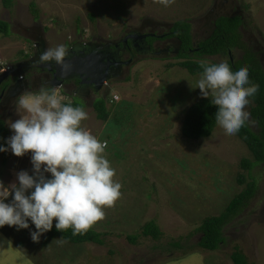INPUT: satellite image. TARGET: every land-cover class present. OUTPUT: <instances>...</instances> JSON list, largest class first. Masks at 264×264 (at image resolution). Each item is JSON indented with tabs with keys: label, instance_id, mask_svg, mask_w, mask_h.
Here are the masks:
<instances>
[{
	"label": "rangeland",
	"instance_id": "rangeland-1",
	"mask_svg": "<svg viewBox=\"0 0 264 264\" xmlns=\"http://www.w3.org/2000/svg\"><path fill=\"white\" fill-rule=\"evenodd\" d=\"M213 1L175 0L165 7L159 0H13L6 8L0 0V20L11 24L10 35H0V63L23 62L20 52L26 50L28 43L23 29L33 23L46 31L50 48L90 37L116 39L123 30L148 20L164 24L185 21L189 25L194 20L193 31L199 38L203 32L195 29V22L200 27ZM229 1L251 13L249 18L264 33V0ZM33 10H37V18ZM90 14L95 15L93 21ZM232 54L236 61L235 50ZM194 57L191 53L192 61L227 60ZM178 58L148 57L135 61L126 79L108 82L89 98L66 96L58 91L63 102L74 99L85 107L88 119L82 126L101 142L107 141L104 155L116 170L114 180L122 185L121 197L113 207L104 209L105 218L91 228L104 234L103 246L69 244L49 232L34 243L30 231H35V226L29 221V230L17 231L8 226L0 229V241H12V248L7 249L5 244V251H0V264H21L18 248L26 250L31 264H232L230 254L235 247L249 264H264L262 166L250 172L256 179L257 192L240 214L223 227L225 243L221 249H191L201 237L196 229L203 220L220 216L252 182L241 161L253 159L236 135L226 134L218 125L208 138L190 141L182 137L186 113L202 98L196 89L200 75H191L179 66L188 60L187 56L184 60ZM262 67L264 70L263 62ZM113 95L119 100H113ZM96 99L106 103V122L96 118L92 108ZM208 99L212 100V96ZM2 117L6 122L19 119L16 103ZM248 122L254 130L250 116ZM11 135L9 129L8 138ZM22 170L32 173L31 153L23 157L14 156L11 151L6 155L0 153V180L5 185L16 182V174ZM239 177H243L242 184ZM151 221L161 231L159 241L141 235L142 227ZM135 236L139 237L133 244L128 238ZM175 243L182 249L174 248Z\"/></svg>",
	"mask_w": 264,
	"mask_h": 264
},
{
	"label": "clouds",
	"instance_id": "clouds-1",
	"mask_svg": "<svg viewBox=\"0 0 264 264\" xmlns=\"http://www.w3.org/2000/svg\"><path fill=\"white\" fill-rule=\"evenodd\" d=\"M159 2L167 7L175 0ZM68 55L66 46L57 45L45 49L38 64L55 63L66 71ZM14 65L0 63V75ZM201 68L196 89L201 98L212 96L216 124L226 134L236 135L249 120L246 108L259 85L250 81L246 66L233 69L226 59L218 63L202 61ZM61 88L63 85H42L38 90L23 92L15 100L20 118L6 122L13 135L0 143V153L11 151L16 157L31 153L32 164V173L18 172L16 182L5 185L0 180V229L29 230L30 221L35 226V231H30L34 243L53 229L54 221L59 232L71 228L73 235L86 233L105 218L104 209L113 207L121 197L122 185L114 180L116 170L104 155L107 141L101 142L82 126L88 119L87 111L64 103ZM113 100H119L117 95ZM5 244L7 249L12 248L11 240L0 241V251H5ZM16 251L21 264H31L26 250Z\"/></svg>",
	"mask_w": 264,
	"mask_h": 264
},
{
	"label": "trees",
	"instance_id": "trees-1",
	"mask_svg": "<svg viewBox=\"0 0 264 264\" xmlns=\"http://www.w3.org/2000/svg\"><path fill=\"white\" fill-rule=\"evenodd\" d=\"M13 0H3V5L6 8H10ZM34 7V5H32ZM34 17H38L37 10H33ZM90 19L93 21L95 18L94 14H90ZM185 21L176 22L174 26L175 36L178 37L180 41L183 42L184 49L190 48L191 27ZM240 25L239 19H221L217 22V31L215 35L207 41L201 44V48L195 55L199 56H216L218 54H226L228 50H233L234 48L246 49L244 43H240L239 34L237 32L238 26ZM0 35L8 37L10 35L9 24L6 21L0 20ZM247 57L242 62L249 70V79L252 83L259 85L258 93L250 98L249 103V113L252 123L255 124L254 130L250 127L249 122L240 129L236 136L241 140L243 144L246 145L249 153L253 160L243 159L241 161V166L248 170V177L252 182L247 184V187L236 195L225 211L216 217H209L203 220L202 224L196 229L197 233L201 234L199 241L195 247L207 252H215L221 249L225 243V237L223 236V227L226 223L239 215L244 207L247 206L248 202L254 197L257 192L256 179L250 174L252 169L256 166H262L264 168V71L260 64L258 65V60L254 54L247 52ZM249 55V56H248ZM186 57V56H185ZM181 57V58H185ZM202 61H192L185 60L179 64L183 69H186L191 75H200L203 71L201 68ZM216 63V62H211ZM230 66L235 69L242 65L240 63ZM244 66V65H243ZM67 103V102H64ZM73 106L85 107L72 99L68 102ZM92 108L96 112L97 120L101 122H106L109 118V113L106 108V103L103 99H96L92 103ZM217 111L216 106L211 104L210 99H200L193 106H191L185 115V119L182 127V137L190 140L196 141L200 139H205L211 136L213 130L216 128L217 124L215 121V113ZM9 136V129L6 120L0 117V143L7 140ZM6 155V153H1ZM5 164V159L3 165ZM239 183H243V177H239ZM49 235L57 236L64 242L69 244H84L91 243L98 246H103V236L104 234L98 233L93 229H89L86 233L73 235V230L71 228L59 232L57 230H51ZM141 235L145 238H152L154 241H159L161 237V231L154 221H151L142 227ZM139 236L130 237L128 240L135 244ZM174 248L182 249L179 243H175ZM230 260L232 264H249L246 256L243 254L238 247H235L233 252L230 254Z\"/></svg>",
	"mask_w": 264,
	"mask_h": 264
},
{
	"label": "flooded vegetation",
	"instance_id": "flooded-vegetation-1",
	"mask_svg": "<svg viewBox=\"0 0 264 264\" xmlns=\"http://www.w3.org/2000/svg\"><path fill=\"white\" fill-rule=\"evenodd\" d=\"M233 7L236 10L238 9L239 16L241 15L243 18L245 17V15L243 16V14L240 13V5L234 3L231 4L229 0H214L212 7L203 15L201 23H199L200 27H198L195 22V29H200L203 32V36L199 38L196 37L193 31L194 20H190L188 23H190L191 27V41L190 48L187 49H184L183 42L175 36V24H164L162 21L148 20L141 22L138 27L123 30L121 35L116 39L90 37L87 40L79 39L78 41L72 42L65 41L64 43L67 44L64 46L69 49V55L67 58L70 59L79 54L86 56L91 53H103V56H105L108 53H113L115 60L119 63V66L114 69L112 67L109 68V70L111 69V72L115 73V77L111 78L109 82L126 79L125 76L126 74H129L133 63L135 61L143 60L149 56H151V58L172 59H178L179 56H187V59H190V54L194 52L198 53L202 43H206L212 39L217 31V22L221 19H228L226 18V15H228L227 10L232 9ZM239 16L237 18L240 20ZM16 25L17 23H14V26ZM9 26L11 27L10 23ZM19 27L22 29L20 25ZM23 30L27 32V38L25 39L28 40V43H26V50H22L20 52L23 56V62L14 66H20L23 76L22 80L27 81L28 91H35L42 85L48 86V82L52 80V74L48 72L46 66L51 68L54 63L44 65L38 64L40 54L45 49L50 48L49 42L46 39V31L44 32L39 25L34 23L31 27ZM256 31L257 36L262 43L258 42L254 33L251 30H248L247 25L238 26L237 32L239 34V41L240 43H244V47L246 49H233L235 50L237 58L236 61H234L232 50H228L226 54L221 53L216 56H199L195 54L194 56L198 60H205L209 58L215 60L227 57V61L234 65L237 64V62L242 64L245 60L247 52H250L255 55L258 60V65L260 64L262 67V62L264 63V38L258 28H256ZM114 46H116V48ZM182 59L184 60V58ZM16 79L17 78L14 76L8 77L0 84V117H2L4 113H8L9 109H11L16 103L15 100H12L10 104H4L7 90ZM48 87L52 88L50 86ZM63 89V93L72 95L73 97L79 95L84 98H89L91 94H95L92 87L88 85L79 86L78 81L75 79L65 81L63 83Z\"/></svg>",
	"mask_w": 264,
	"mask_h": 264
},
{
	"label": "water",
	"instance_id": "water-1",
	"mask_svg": "<svg viewBox=\"0 0 264 264\" xmlns=\"http://www.w3.org/2000/svg\"><path fill=\"white\" fill-rule=\"evenodd\" d=\"M112 44V43H109ZM116 48V46H114ZM150 48V47H149ZM68 65L66 71L61 70L55 63L50 68L46 66L48 72L52 74V80L48 86L52 88L61 87L65 81L75 79L79 86L88 85L93 88L94 92L102 90L104 83L115 77V73L109 68H117L119 63L115 60L113 53L103 56V53H91L86 56L81 54L66 59ZM22 75L20 66L10 68L0 75V84L8 77H18ZM47 84V83H46ZM28 89L26 80L16 79L8 88L4 104H10L16 100L23 92Z\"/></svg>",
	"mask_w": 264,
	"mask_h": 264
},
{
	"label": "crops",
	"instance_id": "crops-1",
	"mask_svg": "<svg viewBox=\"0 0 264 264\" xmlns=\"http://www.w3.org/2000/svg\"><path fill=\"white\" fill-rule=\"evenodd\" d=\"M239 10H240V13L241 14H243V16L245 15V17L243 18V17H241V15L239 16V12H238V9L236 10L234 7L232 8V10L231 11H229L228 12V15H226L227 17L226 18H230V19H234V18H237L238 16L240 17V20H239V22H240V25H247L248 26V30H251L253 33H254V35H255V37L258 39V42L259 43H262L260 40H259V38H258V36H257V31H256V28H258L257 26L258 25H255L256 23H253V18L251 19V18H249V16L251 17V13H247V12H245V10L244 9H242V8H239ZM259 29V31L261 32V34H262V37L264 38V33H263V30H261L260 28H258ZM264 43V42H263ZM150 61H151V59H149Z\"/></svg>",
	"mask_w": 264,
	"mask_h": 264
}]
</instances>
